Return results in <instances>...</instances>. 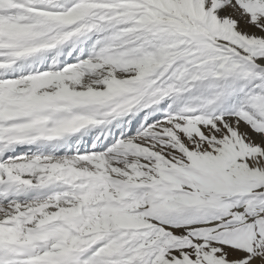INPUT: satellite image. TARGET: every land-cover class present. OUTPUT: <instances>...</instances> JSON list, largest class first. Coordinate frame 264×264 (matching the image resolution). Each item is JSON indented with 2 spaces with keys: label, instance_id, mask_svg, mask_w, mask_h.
<instances>
[{
  "label": "snow or ice",
  "instance_id": "obj_1",
  "mask_svg": "<svg viewBox=\"0 0 264 264\" xmlns=\"http://www.w3.org/2000/svg\"><path fill=\"white\" fill-rule=\"evenodd\" d=\"M0 264H264V0H0Z\"/></svg>",
  "mask_w": 264,
  "mask_h": 264
}]
</instances>
